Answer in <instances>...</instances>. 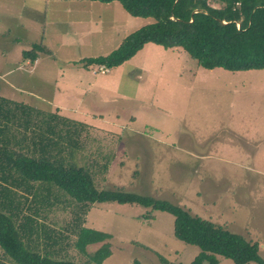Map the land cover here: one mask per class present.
I'll return each instance as SVG.
<instances>
[{
    "label": "rangeland",
    "instance_id": "1",
    "mask_svg": "<svg viewBox=\"0 0 264 264\" xmlns=\"http://www.w3.org/2000/svg\"><path fill=\"white\" fill-rule=\"evenodd\" d=\"M151 23L115 1L0 0V96L85 124L77 159L91 167L96 190L180 205L258 244L264 260V69L206 70L154 44L108 72L79 63ZM33 44L51 55L23 60ZM69 217L68 209L48 218L62 226ZM173 224L167 213L103 203L83 225L111 236L102 264H190L199 249L178 241ZM67 259L87 264L74 250ZM0 264H12L1 249Z\"/></svg>",
    "mask_w": 264,
    "mask_h": 264
},
{
    "label": "trees",
    "instance_id": "2",
    "mask_svg": "<svg viewBox=\"0 0 264 264\" xmlns=\"http://www.w3.org/2000/svg\"><path fill=\"white\" fill-rule=\"evenodd\" d=\"M71 1H115L131 17L153 20L128 34L108 55L80 60L85 69L116 68L145 44L180 49L206 70L264 69V0H212L221 3L219 8L210 0ZM40 54L51 52L33 44L21 56L33 63ZM87 128L57 109L44 111L0 96V249L12 264H74L67 259L70 250L87 264H102L111 254V236L83 224L89 207L103 203L138 205L171 215L174 237L199 249L190 264H218V258L264 264L258 244L180 205L122 188L96 190L91 167L77 159ZM68 209L64 225L49 220L57 210ZM95 245L100 246L88 253Z\"/></svg>",
    "mask_w": 264,
    "mask_h": 264
},
{
    "label": "built area",
    "instance_id": "3",
    "mask_svg": "<svg viewBox=\"0 0 264 264\" xmlns=\"http://www.w3.org/2000/svg\"><path fill=\"white\" fill-rule=\"evenodd\" d=\"M101 73H103V71L108 72V70L104 69L103 67H100Z\"/></svg>",
    "mask_w": 264,
    "mask_h": 264
},
{
    "label": "crops",
    "instance_id": "4",
    "mask_svg": "<svg viewBox=\"0 0 264 264\" xmlns=\"http://www.w3.org/2000/svg\"><path fill=\"white\" fill-rule=\"evenodd\" d=\"M218 260H219V258H218ZM219 262V261H218ZM219 264V263H218Z\"/></svg>",
    "mask_w": 264,
    "mask_h": 264
}]
</instances>
